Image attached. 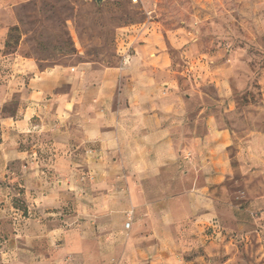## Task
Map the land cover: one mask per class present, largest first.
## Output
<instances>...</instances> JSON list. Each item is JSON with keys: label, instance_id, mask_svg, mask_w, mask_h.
Returning <instances> with one entry per match:
<instances>
[{"label": "crops", "instance_id": "obj_1", "mask_svg": "<svg viewBox=\"0 0 264 264\" xmlns=\"http://www.w3.org/2000/svg\"><path fill=\"white\" fill-rule=\"evenodd\" d=\"M123 30L128 65L19 63L18 110L0 119V264L231 263L217 262L237 224L217 196L231 135L203 88L228 92L207 72L182 86L183 30Z\"/></svg>", "mask_w": 264, "mask_h": 264}, {"label": "rangeland", "instance_id": "obj_2", "mask_svg": "<svg viewBox=\"0 0 264 264\" xmlns=\"http://www.w3.org/2000/svg\"><path fill=\"white\" fill-rule=\"evenodd\" d=\"M149 17L165 31L185 33L182 50L188 59L171 49L184 72L178 76L183 87L207 72L228 92L219 97L212 84L203 88L210 98L206 107L231 135V172L217 196L221 211L233 213L237 224L228 233L220 230L228 248H222L217 262L230 258V264H261L264 0H102L99 5L92 0H0V119L18 110L21 85L13 84L12 89L9 85L17 78L22 60L41 70L82 62L119 64L118 49L126 40L123 28ZM12 169L20 173L18 166ZM11 205L24 211L19 197Z\"/></svg>", "mask_w": 264, "mask_h": 264}, {"label": "built area", "instance_id": "obj_3", "mask_svg": "<svg viewBox=\"0 0 264 264\" xmlns=\"http://www.w3.org/2000/svg\"><path fill=\"white\" fill-rule=\"evenodd\" d=\"M134 3H137L138 0H132ZM121 41H123V38H121ZM134 44L135 42H130L128 43L126 40L123 43V46L118 49V54H119V58H120V64L121 65H128L132 58L135 55V49H134ZM130 224L126 223L125 224V230L129 229Z\"/></svg>", "mask_w": 264, "mask_h": 264}, {"label": "water", "instance_id": "obj_4", "mask_svg": "<svg viewBox=\"0 0 264 264\" xmlns=\"http://www.w3.org/2000/svg\"><path fill=\"white\" fill-rule=\"evenodd\" d=\"M92 1H94L98 5L102 2V0H92Z\"/></svg>", "mask_w": 264, "mask_h": 264}]
</instances>
